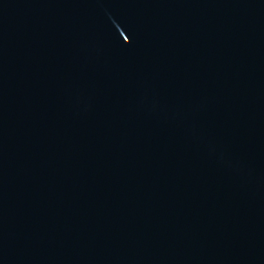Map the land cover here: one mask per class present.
I'll use <instances>...</instances> for the list:
<instances>
[{"label": "water", "instance_id": "1", "mask_svg": "<svg viewBox=\"0 0 264 264\" xmlns=\"http://www.w3.org/2000/svg\"><path fill=\"white\" fill-rule=\"evenodd\" d=\"M0 264H264V0H0Z\"/></svg>", "mask_w": 264, "mask_h": 264}]
</instances>
